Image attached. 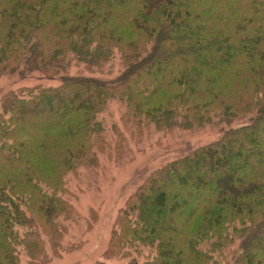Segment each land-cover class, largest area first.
Segmentation results:
<instances>
[{
    "label": "trees",
    "instance_id": "obj_1",
    "mask_svg": "<svg viewBox=\"0 0 264 264\" xmlns=\"http://www.w3.org/2000/svg\"><path fill=\"white\" fill-rule=\"evenodd\" d=\"M117 55L115 80L71 74ZM4 75L58 85L0 97V264L58 257V223L76 214L67 178L113 151L100 120L112 101L137 131L220 137L138 188L106 257L264 264V0H0Z\"/></svg>",
    "mask_w": 264,
    "mask_h": 264
},
{
    "label": "rangeland",
    "instance_id": "obj_2",
    "mask_svg": "<svg viewBox=\"0 0 264 264\" xmlns=\"http://www.w3.org/2000/svg\"><path fill=\"white\" fill-rule=\"evenodd\" d=\"M122 72L123 63L119 55L100 69L91 71L83 65L71 69L72 75L105 81L115 80ZM38 85L54 87L58 83L40 81L37 75L26 80L4 75L0 77V97L12 90ZM124 114L126 106L112 101L100 115L106 129V141L113 151L109 152L107 148L103 149L104 153L99 151L96 167H82L77 174L68 176L67 185L75 196L71 201L76 214L71 221L58 223V229H64L60 230L62 248L58 257L35 260L36 264H118L119 259H108L106 255L120 212L129 199L155 171L220 137V127L217 130L214 126L157 130L151 125L137 131L125 121ZM120 134L125 137V142L120 145L119 153L115 149ZM49 252L47 247L46 253ZM21 262L29 264L31 260L23 254Z\"/></svg>",
    "mask_w": 264,
    "mask_h": 264
}]
</instances>
